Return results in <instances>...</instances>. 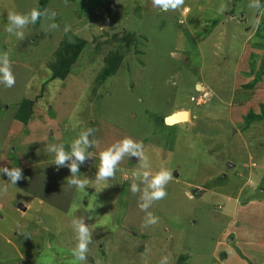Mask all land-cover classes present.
Here are the masks:
<instances>
[{
  "label": "rangeland",
  "instance_id": "obj_1",
  "mask_svg": "<svg viewBox=\"0 0 264 264\" xmlns=\"http://www.w3.org/2000/svg\"><path fill=\"white\" fill-rule=\"evenodd\" d=\"M249 2L184 0L161 11L152 0H0V53L16 81L0 84V166L24 177L13 185L0 173V264H72L73 217L93 230L86 264H264V17L257 27ZM37 5L55 20L42 16L23 41L5 31L8 11ZM59 53L71 64L62 79L52 78ZM197 85L208 91L201 105ZM23 98L33 100L29 128L15 118ZM248 112L260 120L248 125ZM85 128L97 158L81 178L94 180L99 152L126 136L143 143L153 169L173 172L150 209L158 224L142 226L125 179L135 158L82 198L67 184L69 169L56 168L47 146L68 150Z\"/></svg>",
  "mask_w": 264,
  "mask_h": 264
},
{
  "label": "clouds",
  "instance_id": "obj_2",
  "mask_svg": "<svg viewBox=\"0 0 264 264\" xmlns=\"http://www.w3.org/2000/svg\"><path fill=\"white\" fill-rule=\"evenodd\" d=\"M152 4L161 11H175L184 5V0H152ZM248 7L256 9L259 13L258 17L254 20V24L258 27L260 17H264V5L261 4L260 0H250ZM225 10L226 6L221 5L220 11L223 12ZM56 15L55 11L49 14L48 9L42 12L38 5L27 13L14 10L8 11L5 31L17 40L23 41L30 25H34L42 16L54 21ZM57 29H59V25L54 22L48 26L49 31ZM63 30L64 32H68L71 30V26L65 25ZM15 82L9 54L7 52L0 53V84L11 88L15 85ZM204 92L208 91L199 90V96ZM94 132L95 130L92 128L82 129L71 141L68 150H66L65 145L62 143L49 144L47 151L53 154L52 163L55 164L57 169L62 167L69 169L70 176L67 178V184L80 190L82 198L86 194V186H92L97 189L96 191L109 187V181L115 178L118 165L125 157L137 159L138 164L136 169L131 172L130 177H125V179L130 180V192L134 195L139 194V208L145 213L142 226L147 228L158 224L159 218L150 209L154 202L162 200L168 195L166 187L173 179V172L165 163H161L156 169H153L143 143L126 136L99 152V164L97 165L94 180H90L87 177L81 178L78 175L80 167L88 163L90 158H97L93 151H89L97 143L94 139H90L94 135ZM0 173L6 175L7 181L13 185H16L24 178L23 171L19 167L0 166ZM7 191L8 184L0 185V193L6 194ZM87 211H95L94 203L88 207ZM70 227L75 234L76 240L75 246L71 249V254L74 258L72 264H86L89 245L92 243L93 230L79 217L71 219ZM22 233L28 236L27 233ZM159 264H169V257L163 256Z\"/></svg>",
  "mask_w": 264,
  "mask_h": 264
},
{
  "label": "trees",
  "instance_id": "obj_3",
  "mask_svg": "<svg viewBox=\"0 0 264 264\" xmlns=\"http://www.w3.org/2000/svg\"><path fill=\"white\" fill-rule=\"evenodd\" d=\"M131 41H134V39L131 38ZM60 53L58 54V63L55 64L53 68L54 73H53L52 78H60V79L64 78L65 75L68 73V70H70V67H71L70 62L68 61V59H66L67 57L60 55ZM116 63L117 62L113 60L112 58L111 65L107 67V72L108 71L111 72L110 75L113 73L115 68L118 67ZM32 104H33L32 99H26V98L22 99L21 102L19 103L15 118L21 122H26L32 112L31 110V106H33ZM260 118H261L260 115L256 116L253 112H248V118H247L248 125L254 122V120H260Z\"/></svg>",
  "mask_w": 264,
  "mask_h": 264
},
{
  "label": "bare ground",
  "instance_id": "obj_4",
  "mask_svg": "<svg viewBox=\"0 0 264 264\" xmlns=\"http://www.w3.org/2000/svg\"><path fill=\"white\" fill-rule=\"evenodd\" d=\"M197 89L201 90L202 87L200 85H197ZM187 119H188V113L187 112L182 110V111H179V112L176 113V120L178 122L184 121V120H187Z\"/></svg>",
  "mask_w": 264,
  "mask_h": 264
},
{
  "label": "crops",
  "instance_id": "obj_5",
  "mask_svg": "<svg viewBox=\"0 0 264 264\" xmlns=\"http://www.w3.org/2000/svg\"><path fill=\"white\" fill-rule=\"evenodd\" d=\"M184 6H186V5H184ZM188 7H189V5H187ZM184 8H186V7H184ZM184 8L182 9V10H184ZM24 99V98H23ZM21 102V101H20ZM19 102V103H20ZM19 103L17 104V109H18V106H19ZM5 108H7V106H5ZM31 117H33V113L31 112V114H30V116L28 117V119H27V121L26 122H21V121H19V120H17V121H19V122H21V123H24L25 124V126H27L28 128H29V126H30V124H29V119L31 118ZM14 118V117H13ZM15 119V118H14ZM16 120V119H15ZM20 206H24L23 204H18V208H20ZM27 207L28 206H24V210L25 209H27Z\"/></svg>",
  "mask_w": 264,
  "mask_h": 264
},
{
  "label": "built area",
  "instance_id": "obj_6",
  "mask_svg": "<svg viewBox=\"0 0 264 264\" xmlns=\"http://www.w3.org/2000/svg\"><path fill=\"white\" fill-rule=\"evenodd\" d=\"M208 92H204L202 95L198 96V98L195 101L197 105H200L204 103L208 98L206 97ZM192 100V99H191ZM193 101V100H192Z\"/></svg>",
  "mask_w": 264,
  "mask_h": 264
},
{
  "label": "water",
  "instance_id": "obj_7",
  "mask_svg": "<svg viewBox=\"0 0 264 264\" xmlns=\"http://www.w3.org/2000/svg\"><path fill=\"white\" fill-rule=\"evenodd\" d=\"M167 118H168V117H167ZM167 118H165V122L169 123V122L167 121ZM90 162H91V163L93 162V158H90V159H89L88 163H90ZM20 209H21V210H24V206H20Z\"/></svg>",
  "mask_w": 264,
  "mask_h": 264
}]
</instances>
